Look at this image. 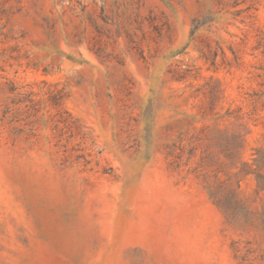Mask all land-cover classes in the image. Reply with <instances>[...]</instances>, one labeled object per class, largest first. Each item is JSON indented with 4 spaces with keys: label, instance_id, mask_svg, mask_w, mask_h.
<instances>
[{
    "label": "rangeland",
    "instance_id": "1",
    "mask_svg": "<svg viewBox=\"0 0 264 264\" xmlns=\"http://www.w3.org/2000/svg\"><path fill=\"white\" fill-rule=\"evenodd\" d=\"M0 264H264V0H0Z\"/></svg>",
    "mask_w": 264,
    "mask_h": 264
}]
</instances>
